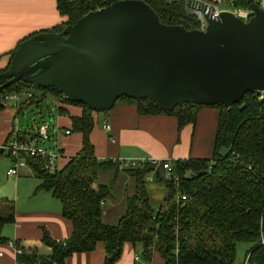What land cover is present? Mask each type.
Segmentation results:
<instances>
[{"label":"trees","instance_id":"1","mask_svg":"<svg viewBox=\"0 0 264 264\" xmlns=\"http://www.w3.org/2000/svg\"><path fill=\"white\" fill-rule=\"evenodd\" d=\"M57 1L60 14L68 20L50 31L54 33H62L66 26L105 7L101 0ZM143 1L153 8L163 24L180 25L188 30L201 28L183 0ZM249 5L247 0L237 4L245 8ZM31 87L34 86L18 82L0 91V111L6 108V95ZM35 88L42 92V98L52 96L84 110L81 118L72 119L73 130L83 135V148L55 174L41 170V159H27L35 177L41 180L37 191L49 192L62 203V216L73 223L74 232L69 240L56 242L45 230L42 243L51 249L48 256L41 255L37 247L16 244L23 251L17 256L18 264H65L75 254L93 252L98 243L105 245L104 264H115L127 242L141 244L147 259L154 252L159 253L166 264H236L238 245L247 243L251 245L250 264H264V93H248L229 109L187 103L171 112L161 110L150 100L120 99V102L137 105L142 115L174 116L179 120L180 129L195 124L204 108H218L221 115L213 159L172 163L171 179L148 162L141 167L124 169L136 178V193L128 199L127 212L118 225L110 226L103 223L102 212L112 188L99 184L98 174L118 171L120 165L100 161L95 156L90 135L95 127L93 115L96 112L85 104L68 101L57 88ZM35 99L36 96L30 98ZM61 113L66 111L61 110ZM19 134L22 138L27 136ZM151 174L155 182L164 183L169 191L157 210L151 205L147 191V178ZM182 196H186V200ZM11 210L8 217H0L1 224L13 221L14 210ZM4 242L5 239L0 238V243Z\"/></svg>","mask_w":264,"mask_h":264},{"label":"water","instance_id":"2","mask_svg":"<svg viewBox=\"0 0 264 264\" xmlns=\"http://www.w3.org/2000/svg\"><path fill=\"white\" fill-rule=\"evenodd\" d=\"M251 8L245 21L205 7L207 27L188 30L161 23L143 0H119L62 33L23 41L0 73V91L18 82L57 88L97 113L124 97L166 112L187 103L229 109L248 93H264V11Z\"/></svg>","mask_w":264,"mask_h":264},{"label":"crops","instance_id":"3","mask_svg":"<svg viewBox=\"0 0 264 264\" xmlns=\"http://www.w3.org/2000/svg\"><path fill=\"white\" fill-rule=\"evenodd\" d=\"M67 20V17L60 14L57 0H0V71L8 68L13 53L23 41L35 34L50 32L65 24ZM25 91L33 97L36 96L35 101L23 96L20 106L22 110L8 106L0 111V148H4L17 133H36L37 130H31L29 126L23 131L19 129V117L25 110L33 106L42 108L46 99L51 100L55 104L56 115L53 114L54 123L50 127V142H55V152L61 154L58 169L62 171L83 148V135L73 130L72 119L81 118L84 110L79 106L65 104L52 96L42 98L30 89ZM61 110L66 113H61ZM220 115L221 110L218 108H204L199 112L195 124L180 129L179 120L174 116L142 115L137 105L120 102L112 111L94 113L95 127L90 140L98 160L113 161L119 165L124 161L150 159L170 160L172 163L186 159H213ZM106 126L110 129L106 130ZM67 130L71 131L70 135H66ZM29 171L33 173L32 169ZM150 176L155 178L154 174L148 177ZM147 182L151 205L157 210L169 191L164 183L155 186L150 185L148 180ZM98 183L112 188L111 195L104 204L102 221L104 224L116 226L127 212L128 199L136 193V178L120 167L118 171H100ZM41 202L46 206L52 204L54 207L30 212H16L14 209L13 221L2 224H13L15 228L12 235L14 242L3 237L5 242L0 243V264H18L16 244L25 248L37 247L41 255H50L51 249L42 243L45 230L56 242L67 241L72 237L74 226L62 216L63 205L58 206L46 198ZM248 248L250 250L251 245H248ZM249 250L245 258L248 257ZM106 255L105 245L98 243L93 252L75 254L67 259L65 264H104ZM137 255L141 256L140 263L135 262ZM115 264L166 263L157 252H154L150 259L145 258L141 244L133 245L127 242L121 258Z\"/></svg>","mask_w":264,"mask_h":264},{"label":"built area","instance_id":"4","mask_svg":"<svg viewBox=\"0 0 264 264\" xmlns=\"http://www.w3.org/2000/svg\"><path fill=\"white\" fill-rule=\"evenodd\" d=\"M117 2L116 0H101L102 4L105 7ZM187 4L188 12L195 16L201 28L205 29L207 27V21L202 12L203 8H208L213 11L214 16H219V14L224 11L220 8V4L227 2L230 6L235 7L234 10H228L233 12L237 17L247 21L253 16L252 5H256L258 8L264 11V0H247L250 2L249 7H239L237 6L240 0H183ZM23 96H27L29 99L33 98L31 93L23 91L21 93H12L4 97V102L6 107L15 106L20 107L23 101ZM264 97V96H263ZM262 97V98H263ZM110 127L106 126V130H109ZM66 135H70L71 131L67 130ZM51 140V128L46 124H42L38 127V131L35 135H27L24 138L21 137L19 133L15 134L6 144L4 148L8 149L10 154L14 157L17 162L16 167L8 171L9 176H19L20 170L22 168H30V165L27 163L28 158L41 159V170L46 174H55L59 171L58 163L61 158L59 152H51L44 147L45 142ZM149 163L155 168V170H163L165 172V177L171 179L173 177V164L170 160H159V159H150L142 161H132V162H122L120 167L122 170L129 167H141L145 163ZM149 182H154L155 178L150 176L147 178ZM183 200H186V196L181 197ZM17 255L23 253L22 249H19L15 246ZM141 256L137 255L135 257V262L140 263ZM241 264V263H236ZM243 264H250L249 256L246 258Z\"/></svg>","mask_w":264,"mask_h":264},{"label":"rangeland","instance_id":"5","mask_svg":"<svg viewBox=\"0 0 264 264\" xmlns=\"http://www.w3.org/2000/svg\"><path fill=\"white\" fill-rule=\"evenodd\" d=\"M222 10H234L235 7L230 6L227 2L220 4ZM37 96H41L42 92L35 87L29 88ZM28 90V89H27ZM120 103V101H119ZM118 104V103H117ZM42 108L33 106L29 110H25L19 117L20 124L18 128L22 131L25 127L29 126L31 130H37L42 122L49 127L54 123V116L56 115V107L53 101L45 100ZM54 111V112H53ZM52 112V113H51ZM43 124V123H42ZM41 124V125H42ZM36 131V133H37ZM34 133V134H36ZM44 147L51 152H55L56 144L54 141L45 142ZM4 150V152H2ZM226 153V151H223ZM17 162L6 148H0V217H8L11 214V208L16 209V212L24 211H38L48 209L54 205L46 206L41 202L43 198L52 201L58 206L62 203L53 198L49 192H38L37 189L41 185V180L36 178L28 168L20 170L19 177L9 176L8 171L16 167ZM150 185H158V182L150 183ZM49 205V204H48ZM53 209V208H52ZM14 225L6 224L5 226L0 223V238L6 237L14 242ZM247 243H240L237 247L236 261L243 264L246 260V252L249 250Z\"/></svg>","mask_w":264,"mask_h":264}]
</instances>
